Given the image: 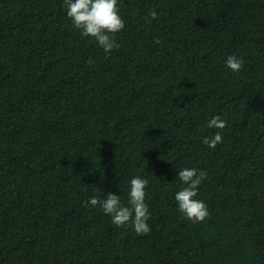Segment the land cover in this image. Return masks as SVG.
<instances>
[{
  "label": "trees",
  "instance_id": "obj_1",
  "mask_svg": "<svg viewBox=\"0 0 264 264\" xmlns=\"http://www.w3.org/2000/svg\"><path fill=\"white\" fill-rule=\"evenodd\" d=\"M118 7L105 53L64 0H0V264H264V0ZM183 168L207 173L203 222L178 209ZM135 176L147 235L85 206L127 205Z\"/></svg>",
  "mask_w": 264,
  "mask_h": 264
},
{
  "label": "clouds",
  "instance_id": "obj_2",
  "mask_svg": "<svg viewBox=\"0 0 264 264\" xmlns=\"http://www.w3.org/2000/svg\"><path fill=\"white\" fill-rule=\"evenodd\" d=\"M118 3L119 0H64V7L73 27L82 36L93 38L105 53H111L120 48L115 37L126 26ZM149 16L153 20L157 19L155 10L150 11ZM244 64V59L235 55H230L226 61V66L237 73L243 69ZM226 125L227 121L215 116L209 120L207 128L223 130ZM222 142L219 131L203 139V143L213 149ZM178 179L182 182L181 190L175 194L179 211L193 223L203 222L210 213L206 203L196 197L202 182L207 179V173L196 168H183L178 173ZM148 186V179L135 176L130 181L127 205L122 203L120 196L107 194L103 200L93 197L85 201V206H99L105 215L111 216L113 225L131 227L138 235H147L151 231L148 224L151 216L146 203Z\"/></svg>",
  "mask_w": 264,
  "mask_h": 264
}]
</instances>
